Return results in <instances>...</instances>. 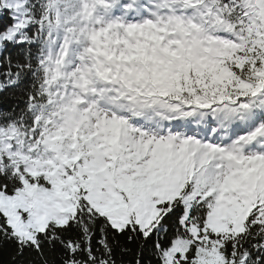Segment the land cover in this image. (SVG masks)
<instances>
[{
	"label": "snow or ice",
	"instance_id": "snow-or-ice-1",
	"mask_svg": "<svg viewBox=\"0 0 264 264\" xmlns=\"http://www.w3.org/2000/svg\"><path fill=\"white\" fill-rule=\"evenodd\" d=\"M0 264H264V0H0Z\"/></svg>",
	"mask_w": 264,
	"mask_h": 264
}]
</instances>
